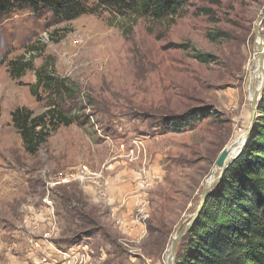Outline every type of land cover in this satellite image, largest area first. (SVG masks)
I'll return each mask as SVG.
<instances>
[{"label": "rangeland", "instance_id": "374dc122", "mask_svg": "<svg viewBox=\"0 0 264 264\" xmlns=\"http://www.w3.org/2000/svg\"><path fill=\"white\" fill-rule=\"evenodd\" d=\"M263 16L264 0H194L165 21L0 15V264H167L220 154L249 127L245 85ZM19 60L32 69L14 79ZM42 68L69 80L71 97L43 87L35 96ZM54 105L76 121L29 154L12 113ZM191 111L207 117L170 123ZM81 167L91 179L51 185Z\"/></svg>", "mask_w": 264, "mask_h": 264}, {"label": "trees", "instance_id": "16d2710c", "mask_svg": "<svg viewBox=\"0 0 264 264\" xmlns=\"http://www.w3.org/2000/svg\"><path fill=\"white\" fill-rule=\"evenodd\" d=\"M91 1L0 0V15L13 13L18 7H29L37 12L50 10L64 22L101 12L132 18L133 22L140 17L165 21L179 16L194 0H97L96 8L91 6ZM196 58L209 63L211 57L198 53ZM31 69L30 61L19 60L12 66L11 75L14 79L21 78ZM37 77L32 89L35 96L43 87L56 96L71 97L68 94L73 88L66 78L46 68L38 71ZM206 117L200 111H191L171 118L170 123L191 128ZM12 121L25 150L35 155L53 132L71 126L76 120L54 105L39 116L27 108H18L12 113ZM179 247L175 264H264V94L245 149L210 193Z\"/></svg>", "mask_w": 264, "mask_h": 264}, {"label": "water", "instance_id": "95a60500", "mask_svg": "<svg viewBox=\"0 0 264 264\" xmlns=\"http://www.w3.org/2000/svg\"><path fill=\"white\" fill-rule=\"evenodd\" d=\"M264 23V16L261 19V21L258 23L257 29H256V42H255V46H254V51L257 50L258 54H259V59H260V69L263 72V76H264V38L260 32V28ZM257 39H259L260 41L257 42ZM247 84L248 81H246V85H245V91L247 94ZM264 94V80H263V84L262 87L260 88V90L258 92L255 93L251 103H250V124L249 127L244 135V140L243 143L241 145V148L235 153L234 149L236 148V143L234 145H232L231 147H227L225 148L222 153L220 154L217 163H216V169L221 170L219 176L213 180L212 182H210V184L206 185L204 188V191L201 195V201H200V205L197 209V211L193 214V216L191 217L190 221L187 223V226H185L179 234L176 235V237L173 239L172 242V246H171V251L170 254L168 256V260H167V264H175V260H176V254H177V249L179 244L181 243V241L183 240V238L191 231L192 227L194 226L195 222L197 221L200 212L207 200V198L209 197L210 193L213 191V189L216 187V185H218L226 171L228 170V168L230 167V165L242 154L243 150L245 149L248 140L250 138V136L253 133V130L255 128V120L257 117V113L259 111V105L260 102L262 100Z\"/></svg>", "mask_w": 264, "mask_h": 264}, {"label": "bare ground", "instance_id": "6f19581e", "mask_svg": "<svg viewBox=\"0 0 264 264\" xmlns=\"http://www.w3.org/2000/svg\"><path fill=\"white\" fill-rule=\"evenodd\" d=\"M260 40L257 39V42H259ZM252 61L251 63H249L248 65V77H247V81H248V84H247V99H248V102L251 103L254 95L256 92H258L260 90V88L262 87V84H263V80H264V76H263V72L262 70L260 69V59H259V54L257 52V50L254 52V55H253V58H251ZM246 133V132H245ZM244 132H241L239 133L237 136V138L228 146V147H231L232 145H234L236 143V148L234 149L235 153L241 148V145L243 143V140H244V135H245ZM221 170L219 169H214L213 173L209 176V178L207 179L206 181V185L210 184V182H212L213 180H215L219 174H220ZM160 173V172H159ZM129 177H138L137 174L133 173V172H128L127 174ZM147 175H151L150 173H147ZM140 177H141V174H140ZM111 180V179H110ZM112 181V180H111ZM119 181V180H118ZM151 183V182H150ZM143 184V183H142ZM121 185V184H120ZM117 187V186H116ZM127 188V185H121L120 188L118 189V187L116 189H118V191H122V190H125ZM140 188H144L143 186H141ZM162 188V187H161ZM160 186L156 188V191L160 190L161 189ZM115 189V190H116ZM150 189V188H149ZM114 191V190H113ZM118 193V192H117ZM121 193V192H120ZM123 193V192H122ZM121 193V194H122ZM138 196V195H137ZM136 197V196H134ZM133 204V203H132ZM130 206V205H129ZM144 212V211H143ZM192 215V214H191ZM193 216V215H192ZM190 216L185 222H188L190 221L191 217ZM188 217V216H187ZM186 218V217H185ZM187 226V225H186ZM177 234H175L173 236V239L176 237ZM168 259V258H167Z\"/></svg>", "mask_w": 264, "mask_h": 264}, {"label": "built area", "instance_id": "2783aa9c", "mask_svg": "<svg viewBox=\"0 0 264 264\" xmlns=\"http://www.w3.org/2000/svg\"><path fill=\"white\" fill-rule=\"evenodd\" d=\"M91 172L87 167H81L77 171H73L67 175H62L57 178L56 182H53L51 185H64L70 184L72 182H82L91 179ZM50 185V183L48 184ZM51 237V232H47L44 234V238L48 239Z\"/></svg>", "mask_w": 264, "mask_h": 264}]
</instances>
